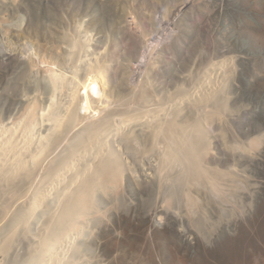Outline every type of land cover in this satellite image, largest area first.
<instances>
[{
  "label": "rangeland",
  "instance_id": "rangeland-1",
  "mask_svg": "<svg viewBox=\"0 0 264 264\" xmlns=\"http://www.w3.org/2000/svg\"><path fill=\"white\" fill-rule=\"evenodd\" d=\"M0 26V131L30 110L28 141L39 143L41 111L61 114L75 87L81 120H103L99 151L121 165L117 195L103 194V184L92 189L100 206L84 207L69 229L55 226L52 257L33 264H70L85 240L93 243L89 264H264V0H0ZM173 121L186 128L183 140ZM80 137L78 168L89 156ZM179 141L199 162H187ZM198 163L208 178L196 175ZM55 170L43 177V165L37 186L0 195L7 215H16L40 186L48 193L28 229L33 239L67 188ZM21 228L0 215V245L14 240V252L0 247V264H24Z\"/></svg>",
  "mask_w": 264,
  "mask_h": 264
},
{
  "label": "bare ground",
  "instance_id": "bare-ground-1",
  "mask_svg": "<svg viewBox=\"0 0 264 264\" xmlns=\"http://www.w3.org/2000/svg\"><path fill=\"white\" fill-rule=\"evenodd\" d=\"M60 83L61 82L58 83L59 87H60ZM64 84L65 82L63 83V85ZM67 84L66 86H68ZM53 86L55 90L58 88V86L55 84ZM70 92L71 93H69L70 96L69 98H67L68 101L66 102V104L63 106L61 105V109H60L62 110L61 114L56 111H51L49 113L41 111L42 116L40 115V118L43 122L44 128H46V136L42 138L40 142L38 141L39 143L35 144L34 141H30V140L28 141L29 127L32 126L33 118H35V116L31 115L30 110H24L21 113L20 118H22L23 120L22 124L16 122L15 124L16 126L13 125V127L9 129H6V130L3 129L0 131V195L4 193L3 191L5 190L8 191L10 187L19 185L21 183L25 185H29L31 183L33 184L34 187L37 186L40 182L38 180L40 177L39 178L37 177L38 178L37 179L35 177V173L43 165L45 166V169H47V171L43 173V177H47L51 173L49 171L54 168L56 169L55 170L56 172L53 176L54 179L58 178L59 180H62L64 186L67 187L63 191L64 195L61 197L54 211L49 216L48 218L49 221H47V223L45 224L46 227L44 228L43 233L39 239L31 238L28 235V229L30 227L32 217L38 214L40 210H43V208L45 207V204L48 202V199H49L48 193L45 192L42 186H40L38 197L35 200V203H31L30 206H28L25 209H22L21 213H18L16 215L14 214L15 216L13 214L7 215L8 211L5 205L0 202V215H3L6 218V220L12 219L13 221L15 219V221H18L19 223L22 224V228H21L22 233H21L20 239L24 240L25 243L28 245L27 250L25 251V258L23 260L24 264H33V262L37 259H39V262L40 260L46 261L48 259V256L53 255L50 251L56 242V241H53V235H52V230L53 228H55V226L59 228L69 229V227L74 226L76 221L80 218L79 215L82 213V209L84 207H87L88 211H92L100 206L99 196L95 193V190H92V189H97L98 187L100 188L101 187L100 185L103 184L105 186V188L102 189L103 194L108 193V195L112 198L117 195L116 189L114 188V185L116 183L114 184L113 183L114 181L112 180L114 176L117 177L116 174H120L121 165L118 162L112 163V159L114 158V156L112 154H109L108 152H105V148L104 150L99 151L100 139L103 138L104 136V133H102L101 131L103 128V125L101 126V122L103 120H100V119L97 121L81 120L80 115L82 113L81 111L82 107L80 104L81 98L79 96V92L77 88L75 89V87ZM192 102L193 101L189 99V104H192ZM44 114H48V115L46 116ZM207 114L212 115V113H208V112ZM46 118L48 120L47 126H46ZM22 120H17V121H22ZM169 125H171V128L174 127L175 129L174 131H178L181 134L179 137L181 138V140H183V137H185V135L182 136V133L184 132L185 134L186 131L184 129L186 128L180 129L179 128L180 126H178L175 121H173ZM150 126L146 128L147 129L146 131L150 133L147 136L152 135L153 137H155L158 133L157 131L158 129L156 130L154 127L150 128ZM154 126H157V125H154ZM4 128H5V125H4ZM157 128H159V126ZM73 129H74L73 132H75V136L71 137V140L68 144H66V142L65 144H63L64 143L63 141H66L65 136L70 134V132H72L71 130ZM79 136H81L80 137L81 139H85L87 141V148L89 151V156L85 154H83V156H80V158L83 159V161L81 163V166L78 168L73 165V154L75 150H78V149L80 150L79 144L74 146ZM180 141L178 142L179 143L178 150H181V154L184 155L187 162L191 163L193 158L195 159V162H199L198 160L199 155L195 154V148H192L188 143L187 144L184 143L185 140L184 142L183 141L180 142ZM60 148L61 150H59ZM61 152L65 153L66 155L60 154ZM89 159L90 160L92 159L93 163H89L88 162ZM167 162H169L170 165L166 164V168L170 169L172 166V161L170 159V156L167 158ZM194 165L196 168L195 172L197 176L198 174L199 176H204L206 174V169H204L200 163L194 164ZM42 170H44V168H42ZM165 170H162V171H165ZM183 171L184 170H182V172ZM185 171H188V170L186 169ZM225 172L226 171L221 172V175L227 173ZM185 174H187V172ZM37 176H38V173H37ZM205 176L207 177L208 175H205ZM64 178H68L69 180L72 179L73 181H75L74 188L73 187L70 188L67 185ZM188 180H189V176L184 181H188ZM165 187H166L164 191L165 195L167 196V198H171L173 195L174 189H175V184L171 185V183H168L165 185ZM117 189L119 190V188ZM120 199H121V195H120ZM107 214L108 213L105 212L102 215V217L98 219L99 224H101L107 218ZM109 220L110 218L108 219V221ZM103 223L101 225H103ZM90 226H91L90 223L87 222L85 227L89 229ZM91 243L92 241L89 244H87V241L85 240L84 244L77 247L75 257L71 260L70 264H89L88 257L89 255H91V252L93 253L92 248L90 246L93 243L92 244ZM13 244H14V240L11 239V237L7 236L6 244H2V246L0 245V247H4L5 253L10 254L14 252ZM92 247L94 248L96 247V245ZM8 264H13V261L9 260ZM59 264H68V262L62 261V262H59Z\"/></svg>",
  "mask_w": 264,
  "mask_h": 264
}]
</instances>
